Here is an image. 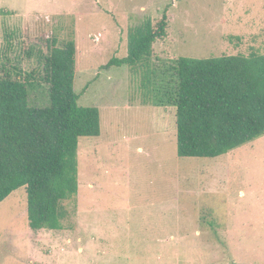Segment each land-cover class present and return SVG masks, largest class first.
I'll return each instance as SVG.
<instances>
[{
	"label": "rangeland",
	"instance_id": "rangeland-1",
	"mask_svg": "<svg viewBox=\"0 0 264 264\" xmlns=\"http://www.w3.org/2000/svg\"><path fill=\"white\" fill-rule=\"evenodd\" d=\"M164 11L156 74L180 57L264 54V0H0V76L21 69L39 81L45 41L73 40L78 105L101 119L98 137L79 140L63 230L32 231L25 187L0 203V264H264V136L181 158L175 107L141 89L145 68L105 67ZM29 102L45 106L46 86Z\"/></svg>",
	"mask_w": 264,
	"mask_h": 264
},
{
	"label": "trees",
	"instance_id": "trees-1",
	"mask_svg": "<svg viewBox=\"0 0 264 264\" xmlns=\"http://www.w3.org/2000/svg\"><path fill=\"white\" fill-rule=\"evenodd\" d=\"M167 18L166 11L146 18L129 33L127 56L105 67L145 68L141 89L175 107L177 155L213 159L264 136V54L180 57L156 74L149 62L167 36ZM45 46L39 81L21 69L0 76V203L25 187L32 231H61L65 201L78 192L79 140L98 137L101 119L97 108L78 105L74 41ZM39 85L46 86L43 107L29 102Z\"/></svg>",
	"mask_w": 264,
	"mask_h": 264
}]
</instances>
